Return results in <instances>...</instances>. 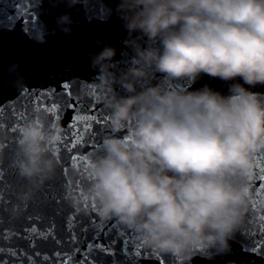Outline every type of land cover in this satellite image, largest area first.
Listing matches in <instances>:
<instances>
[{
    "label": "clouds",
    "instance_id": "9594fccd",
    "mask_svg": "<svg viewBox=\"0 0 264 264\" xmlns=\"http://www.w3.org/2000/svg\"><path fill=\"white\" fill-rule=\"evenodd\" d=\"M116 11L132 55L122 68L113 45L90 55L94 99L111 132L88 157L86 183L65 187L66 202L85 213V204L95 205L101 220L131 229L143 247L179 264L226 252L264 152V93L244 86L264 85V0H119ZM70 24L68 13L57 18L65 32ZM201 74L243 83L229 84L227 94L207 84L176 87ZM16 86L26 87L22 78ZM63 133L36 109L17 129L11 157L0 150L18 181L12 214L22 215L56 178L53 148ZM6 138L0 128V143Z\"/></svg>",
    "mask_w": 264,
    "mask_h": 264
},
{
    "label": "water",
    "instance_id": "95a60500",
    "mask_svg": "<svg viewBox=\"0 0 264 264\" xmlns=\"http://www.w3.org/2000/svg\"><path fill=\"white\" fill-rule=\"evenodd\" d=\"M118 3L78 0L69 7L67 0H0V128L7 133L0 150L11 157L17 129L36 109L64 128L53 148L57 176L35 194L22 215L11 212L17 203L15 173L7 159L0 160V264H179L175 257L143 247L131 229L101 220L95 205L85 204L89 210L80 212L64 196L66 186L79 191L86 183L88 157L111 132L106 110L94 99L97 72L90 55L110 44L117 66L128 63L132 52L124 43L128 34L116 11ZM64 13L71 17L68 32L57 25ZM18 78L26 85L22 90L16 86ZM233 82L243 83L239 77L226 82L201 74L195 82L176 87L192 90L207 84L227 94ZM244 86L264 93V85ZM262 175L264 152L256 154L252 198L229 250L196 253L189 264H264Z\"/></svg>",
    "mask_w": 264,
    "mask_h": 264
},
{
    "label": "snow or ice",
    "instance_id": "6c2138e0",
    "mask_svg": "<svg viewBox=\"0 0 264 264\" xmlns=\"http://www.w3.org/2000/svg\"><path fill=\"white\" fill-rule=\"evenodd\" d=\"M28 21H25V23H27ZM34 22V21H33ZM65 87H67V85H65ZM68 106H72L71 105V103L68 105ZM55 107V106H54ZM260 179L262 180V181H264V175H262L261 177H260ZM261 188H264V184H261Z\"/></svg>",
    "mask_w": 264,
    "mask_h": 264
}]
</instances>
